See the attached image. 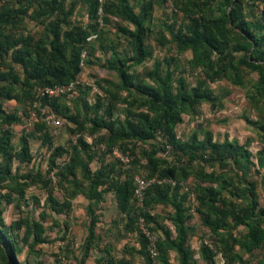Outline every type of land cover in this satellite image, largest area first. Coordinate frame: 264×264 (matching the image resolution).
I'll list each match as a JSON object with an SVG mask.
<instances>
[{
	"label": "rangeland",
	"instance_id": "374dc122",
	"mask_svg": "<svg viewBox=\"0 0 264 264\" xmlns=\"http://www.w3.org/2000/svg\"><path fill=\"white\" fill-rule=\"evenodd\" d=\"M90 1L42 0L45 3L41 4L35 0H0V5L28 8L18 25L4 26V31L13 36H30L34 41L48 42L51 38L45 29L48 22H56L61 31L80 27L87 32L86 41L80 43V70L72 79L76 82L75 89L55 102V111L63 121L60 127L39 122L44 127L40 126L42 129L38 131L36 123L24 125L28 110L32 107L30 96L34 95V85L39 81L27 80L24 67L13 61L11 49L0 50V70H9L12 74L8 81L0 82V85L7 86L13 82L14 92L19 99L5 101L3 108L23 119L20 124L2 123L0 129L11 130L12 153L20 150L19 137L29 134L30 157L25 160L13 157L7 176L0 177V227L12 237L20 264H77L88 233L91 218L89 205L96 218L95 235L84 264H98L101 256L125 257L133 264H144L142 255L131 251L140 248L139 224L136 220L131 222L132 211L130 214L121 212L111 190L105 191L98 201L88 200L81 190L88 188L89 181L80 167L75 176L67 177L61 175L62 168L69 161L71 147L77 145L80 148L79 139L82 138L88 147L81 156L91 172L113 165V172L108 173L109 167L101 170L109 177L115 174L121 178H158L157 174L151 175L144 151L157 147L163 137L157 135L145 142L115 141L108 126H116L126 117L147 111V95L142 92L141 86L155 83L149 75L151 70H158L159 75L169 72L173 81L182 76L191 86L204 78L202 66L196 63L200 51L182 49L176 34L184 29L192 15L214 16L224 8L229 11L235 3L233 1L226 7L225 0H216L210 6L198 5L197 0H127L136 13L142 3L150 1L153 4L150 18L145 22V44L149 55L141 63L134 64L129 60L133 54L130 33L134 26L105 9L114 10L118 0H98L97 17L90 12ZM261 9L260 4L244 2L241 14L250 15L252 10L259 13ZM233 28V42H240L238 29ZM245 54L244 51L237 52L236 60L242 59ZM117 58L129 64L128 72L137 87L129 90L121 87L118 74L110 68V63ZM238 69L240 81L229 71L219 79L208 82L213 95L218 97L217 101L215 104L204 102L197 112L183 114L176 125V134L179 140L185 141L193 132H197L198 139H202L204 133L209 131L215 141H236L251 152L253 163L243 164L240 159L230 161L226 167L197 161L187 163L186 158L173 153L169 147L166 151L158 149L156 153V156L173 163L180 160L192 170L191 175L179 184L181 191L188 192L184 201L185 225L188 244L198 264H264V245L251 252L243 250L238 244H234L232 250H226L225 239L230 245L233 237L242 235L246 229L239 225L221 229V234L214 233L205 224L208 209L197 200L198 186H221L220 181L209 182L195 175V171L202 166L204 171L221 174L233 183H227L221 194L233 202L236 209L250 202L248 191L252 190V198L257 202L253 219L264 228V166L258 164L260 152L264 155V94L258 72L240 63ZM45 132L51 146L44 139ZM56 146H62L65 150L55 155ZM117 153L127 155L130 161H119ZM4 162V158L0 157V164ZM31 179L34 181L30 183ZM100 180L105 183L98 188H106L107 179L100 177ZM50 197L64 201L68 206L62 212H56L50 207ZM132 207L135 212L140 210L135 205ZM146 211L157 221L146 224L154 231L155 238H164L159 226L169 228L171 237L175 236V228L170 220L173 209L169 204L150 205ZM35 234L45 241L33 243ZM166 258L168 264H179L175 250H168ZM0 264H4L1 251ZM155 264L162 263L156 258Z\"/></svg>",
	"mask_w": 264,
	"mask_h": 264
},
{
	"label": "trees",
	"instance_id": "16d2710c",
	"mask_svg": "<svg viewBox=\"0 0 264 264\" xmlns=\"http://www.w3.org/2000/svg\"><path fill=\"white\" fill-rule=\"evenodd\" d=\"M39 3L42 0H35ZM198 5L202 3L210 6L216 0H197ZM235 1L231 9H222L217 15H192L184 26L176 34L178 43L182 49H198L200 58L196 60L204 71V78L198 80L197 84L191 86L184 77L179 76L175 81L170 79V73L159 75L158 70H151L149 75L154 79V84L141 86L142 92L147 95V111L133 114L118 125L108 126L113 135V140L117 141H141L145 142L155 138L157 135L163 137V141L157 147L145 150L144 155L147 159V167L151 175L157 174L158 180L150 183L143 193V205L139 207L138 212L133 209L134 180L133 178H121L118 175L108 176L113 172L114 166H108V173L105 174L101 167L96 172H91L88 163L81 156L82 151L86 153L88 144L79 139L80 148L77 145L71 147L69 161L62 168L61 175L67 177L76 175V170L80 167L82 174L88 179L89 186L81 191L88 200L98 201L102 199L105 191L114 192L119 210L130 214L132 211L131 222L138 223L139 217L145 222H156L154 216L150 215L146 208L150 205L169 204L173 213L170 220L175 228V236L171 237L169 228L159 226L162 229L164 238L158 240L155 238L156 254L152 255L149 250V240L147 236L138 227V236L140 248L131 251L138 252L142 255L144 264H155V259L162 264H168L166 252L175 250L178 255L179 264H198L193 258V252L188 244V230L185 225L186 207L184 201L188 192L181 191L180 181L186 180L192 173L188 165L182 164L180 160L173 163L166 158L156 156L159 150H165L167 147L175 154L186 158L187 163L197 161L203 164H218L221 167L229 165L230 161H238L243 164L253 163L251 152L242 144L236 141H215L209 131L204 133L202 139H198L197 132H193L185 141L179 140L176 134V125L182 120L185 113H195L198 107L204 103L215 104L217 96L213 95L208 86V82L215 81L227 72H232L237 81H240L239 63L245 65L251 71L259 73V84L264 94V0H225V6ZM114 10L105 8L108 12L113 13L121 19L128 21L134 26L130 33V44L133 54L129 60L134 64L141 63L149 55L145 44L147 27L145 22L150 18L153 7L152 2L142 3L136 13L127 0H118ZM252 2L253 5L260 4L262 9L259 13L253 10L250 15L242 16V4ZM99 10V1H90V12L97 17ZM27 7H12L9 5H0V50H12V59L15 63L21 64L26 70L27 80H36V86L67 84L74 78L80 70L79 50L80 43L86 41L87 32L80 27H75L68 31H61L56 22H48L45 26L48 36H51L48 42L34 41L32 37L22 35L13 36L11 33L4 31L5 25H18L22 17L27 13ZM240 16H242L240 18ZM238 29L240 42H233V27ZM79 44L78 46H76ZM76 46V47H75ZM70 48V51H68ZM0 51V52H1ZM244 51L245 56L236 60V53ZM117 62V64H115ZM129 64L126 61L116 59L110 63V68L115 70L120 79L123 89L137 87L130 73L128 72ZM11 71L0 70V82L10 79ZM9 85H0V124H20L23 119L11 112H6L3 108L4 102L9 99H18L14 92L13 82ZM139 88V86H138ZM34 91V90H33ZM29 92V90H28ZM65 95V94H64ZM61 95V96H64ZM60 96V97H61ZM31 103L34 95L30 96ZM59 98V97H58ZM58 98L46 100L50 107L56 110V101ZM29 111V110H28ZM57 111V110H56ZM55 111V112H56ZM57 113V112H56ZM58 114V113H57ZM27 115V114H26ZM60 116V115H59ZM26 119V118H25ZM25 122V120H24ZM38 131L44 127V124L36 122ZM29 134L19 137L20 150L12 153V132L9 128L0 129V157L5 162L0 164V177L5 178L9 172L10 162L13 157L25 160L30 157L29 153ZM45 141L51 146L48 134L45 132ZM65 150L62 146L54 147L55 155L61 154ZM259 166H264V155L260 152L258 156ZM202 165V164H199ZM195 171L197 177L209 182L220 181L221 186H198L197 200L205 206L209 214L206 215L205 224L214 233L221 234L220 230H227L239 225L244 226L246 232L242 235L233 237L232 244H228L225 239L226 250H232L234 244L247 252L259 249L264 245V228L253 219V212L257 202L253 197L254 192L249 190L250 202L236 209V205L222 196V189L232 182H228L221 174L206 172L202 169ZM100 177H105L107 187L99 189L101 182ZM153 177V176H151ZM34 179H31L30 183ZM174 181V184L172 183ZM264 183V180H263ZM235 195H240L237 191L230 190ZM50 207L56 212H62L68 206L66 202H59L54 197H50ZM133 204V205H132ZM145 207V210H143ZM90 223L88 226L87 236L81 246V256L77 264H84L94 240V226L96 218L93 215L91 206H88ZM147 230L154 236V231L147 225ZM39 234H35L33 243L44 242ZM12 237L7 235V231L0 227V251L4 264H20L16 258V248L13 244ZM98 264H133L130 259L125 257L115 258L114 256H101L97 260Z\"/></svg>",
	"mask_w": 264,
	"mask_h": 264
},
{
	"label": "built area",
	"instance_id": "2783aa9c",
	"mask_svg": "<svg viewBox=\"0 0 264 264\" xmlns=\"http://www.w3.org/2000/svg\"><path fill=\"white\" fill-rule=\"evenodd\" d=\"M76 82L74 80L67 84H55V85H42L34 88V100L32 107L28 111V115L25 119L24 125H33L36 122H42L44 124L60 127L63 123L62 118L50 107L48 103L43 102L44 99L50 100L58 98L61 95L69 94L75 89ZM119 161L128 163L130 158L127 155L117 153ZM135 188L133 194V202L136 207H142L143 205V193L147 186L154 182L160 181L157 178H145L143 176H134L133 178ZM139 227L142 232L147 236L149 240V250L152 255L156 254L155 237L149 233L145 226L144 219L139 217Z\"/></svg>",
	"mask_w": 264,
	"mask_h": 264
}]
</instances>
